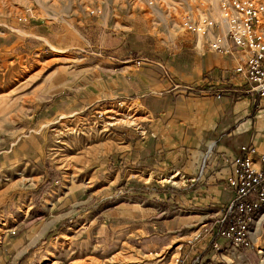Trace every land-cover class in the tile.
Returning a JSON list of instances; mask_svg holds the SVG:
<instances>
[{"label": "rangeland", "instance_id": "374dc122", "mask_svg": "<svg viewBox=\"0 0 264 264\" xmlns=\"http://www.w3.org/2000/svg\"><path fill=\"white\" fill-rule=\"evenodd\" d=\"M222 1L0 0V264H162L158 244L172 242V252L182 243V257L199 240L206 244L203 264H264V220L252 224L250 248L228 246L216 235L224 209L179 222L171 232L162 219L185 213L177 208L190 189L186 174L174 168L133 174L132 143L144 130L146 107L164 109L177 96L214 95L218 102L230 96L223 118L236 115V92L208 84L211 74L200 72L207 51L221 59L237 53L210 46L226 37ZM187 14L215 24L196 33L184 26ZM151 58L162 65L143 64L158 67L168 83L141 97L145 107L122 87L118 69L123 60ZM180 62L187 81L180 80ZM202 74L204 81L191 80ZM252 102L254 121L258 101ZM111 115L133 123L113 124ZM108 141L117 147L93 158L91 149ZM213 148L193 180L205 172ZM174 173L178 183L166 179ZM214 239L225 247L216 250Z\"/></svg>", "mask_w": 264, "mask_h": 264}, {"label": "crops", "instance_id": "0c3cea01", "mask_svg": "<svg viewBox=\"0 0 264 264\" xmlns=\"http://www.w3.org/2000/svg\"><path fill=\"white\" fill-rule=\"evenodd\" d=\"M226 42H229L228 39ZM203 49L202 52H206ZM209 50L211 49L209 48ZM198 51L200 52V49ZM221 57L222 55L219 54L214 57L211 51H207V54L202 56L200 72L206 71L204 73L209 72L211 74L212 78L207 80L208 84L226 86V91L238 92L237 99L232 105L236 115L233 113L228 118H223V114L230 96L226 98L224 96L225 99L220 100V102L214 95L212 97L203 96V98L199 96L170 97L168 99L170 103L164 109H156L152 106L147 108L144 102L147 99L141 97L145 93L156 91L159 87L158 84L168 83V78L164 77L160 69L158 71V67L153 70L150 66L143 64H155V66L161 64L156 58L143 59L141 62L136 60L133 63L123 60L121 69H118L121 72L118 77H122L125 81V85L122 87L136 93L140 103L146 107L145 120L142 123L144 130L143 132L141 130L136 132L137 140L132 143V156L137 162L133 174L147 175L174 168L181 170L188 179L190 189L187 192V199L181 203L182 208H177V210H182L185 213L183 215H170L162 219L163 223L169 226L168 230L171 232L177 231L179 222H190L209 212L214 214L222 212L230 202L232 193L226 185V177L231 170V164L225 160V155L240 154V146L249 143L256 145L258 149L256 156L264 150V118L256 114L253 121L251 111H249L253 97L256 98V93L250 90L249 84L243 81L244 79L238 72L234 71L235 65L239 63V58L244 57V53L239 50L236 54L228 56L227 59H221ZM171 68L176 70L173 65H170V70ZM185 69L183 62H180L177 69L178 74H182L180 80L186 78L187 81L189 75ZM203 74L192 77L191 80L193 82L204 81L205 76ZM123 88L119 87L116 90H124ZM173 88L174 86H171L170 89ZM179 90L181 89L176 88L174 92ZM148 99V101L157 100L155 98ZM151 104L149 103V105ZM213 105L216 106L213 108ZM211 143L214 147L213 156L206 164L207 167L203 175L199 179L193 180L197 176L205 151ZM162 212L164 213V211ZM165 212L167 213V210ZM261 221L262 218H258V225ZM171 241L174 240L171 239ZM171 243L165 241L162 245L156 244V249L152 246L156 253L162 252L158 262L169 263L175 253H179V256L177 255L175 258L174 264H191L196 255L201 256L198 264H203L206 259L204 255L206 244L201 240L191 242L188 246L189 250L186 251L187 254L182 257H180L182 243L178 245L179 252L177 249L170 252L168 246ZM153 252L152 250L150 253ZM209 259H214L213 255ZM207 262L211 264L210 261Z\"/></svg>", "mask_w": 264, "mask_h": 264}, {"label": "built area", "instance_id": "2783aa9c", "mask_svg": "<svg viewBox=\"0 0 264 264\" xmlns=\"http://www.w3.org/2000/svg\"><path fill=\"white\" fill-rule=\"evenodd\" d=\"M223 16L227 21L225 38L215 37L210 46L222 52L242 51L244 57L234 70L249 83V89L256 93L258 114L264 118V0H223ZM184 26L196 33L206 32L215 20L207 15L194 19L187 14ZM220 96V92H217ZM240 154H228L225 158L231 164L226 177L227 186L233 191L230 202L225 206L219 220L216 235L228 240L227 245L236 248H250L251 225L264 220V150L259 155L253 143L240 146ZM221 250L223 244L214 239L211 244Z\"/></svg>", "mask_w": 264, "mask_h": 264}, {"label": "bare ground", "instance_id": "6f19581e", "mask_svg": "<svg viewBox=\"0 0 264 264\" xmlns=\"http://www.w3.org/2000/svg\"><path fill=\"white\" fill-rule=\"evenodd\" d=\"M109 110H111V109H108L107 111H109ZM110 117L115 119L114 121H111L112 123L113 122H118V121L119 122L122 121V122H129V123L132 122L133 123L132 120H128V117H130V116H127V115H125V117H117V116L111 115ZM103 130H105V128ZM116 147H117V145L115 143H113L112 141L111 142L110 141L102 142V143H100L98 145H95V147H93V149H91L90 153H91L92 157L95 158V157H98L99 155H101V154H103V153H105L107 151H110L111 149H114ZM176 174L174 173V174L168 175L166 179L171 180L173 183H178V181H174V178H175ZM149 177H146V179H149Z\"/></svg>", "mask_w": 264, "mask_h": 264}, {"label": "trees", "instance_id": "16d2710c", "mask_svg": "<svg viewBox=\"0 0 264 264\" xmlns=\"http://www.w3.org/2000/svg\"><path fill=\"white\" fill-rule=\"evenodd\" d=\"M232 91H233V90H231L230 93H232ZM234 92H236V95H238V92H237V91H234ZM232 95H233V93H232ZM225 242H226V241H223V248L225 247ZM223 248H222V249H223Z\"/></svg>", "mask_w": 264, "mask_h": 264}]
</instances>
